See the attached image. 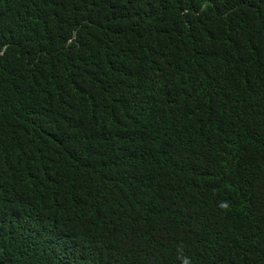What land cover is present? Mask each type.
Returning a JSON list of instances; mask_svg holds the SVG:
<instances>
[{"label": "trees", "instance_id": "16d2710c", "mask_svg": "<svg viewBox=\"0 0 264 264\" xmlns=\"http://www.w3.org/2000/svg\"><path fill=\"white\" fill-rule=\"evenodd\" d=\"M0 264H264V0H0Z\"/></svg>", "mask_w": 264, "mask_h": 264}]
</instances>
